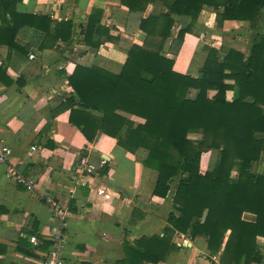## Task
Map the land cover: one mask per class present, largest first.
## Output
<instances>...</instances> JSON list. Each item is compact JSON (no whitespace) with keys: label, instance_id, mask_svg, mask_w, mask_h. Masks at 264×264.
I'll return each instance as SVG.
<instances>
[{"label":"trees","instance_id":"1","mask_svg":"<svg viewBox=\"0 0 264 264\" xmlns=\"http://www.w3.org/2000/svg\"><path fill=\"white\" fill-rule=\"evenodd\" d=\"M21 1L0 0V36L10 32L13 42L23 26H32L45 34L42 50L71 39V21L20 15L16 6ZM141 1L122 3L132 12H145L155 2L144 0L140 6ZM162 3L165 12L141 19L144 44L130 48L119 74L76 65L68 79L74 93L59 110L70 111V123L89 142L101 133L128 153L145 150L144 166L158 173L153 195L166 199L172 194L178 216H169L163 235L125 241V258L117 264L165 262L180 249L173 243L176 234L204 237L210 258L220 256V264H262L258 238H264V173L254 166L264 156V0ZM205 8L215 12L220 26L226 21L249 23L255 39L247 59L237 49L211 47L196 78L176 71L168 55H178L185 36L195 34ZM102 16L94 9L82 31L89 48L115 40L102 26ZM177 17L188 22L175 36ZM20 20L24 22L18 25ZM192 131L202 132L199 142L190 139ZM211 151L217 158L203 172L202 156ZM245 214L255 220H246Z\"/></svg>","mask_w":264,"mask_h":264},{"label":"crops","instance_id":"2","mask_svg":"<svg viewBox=\"0 0 264 264\" xmlns=\"http://www.w3.org/2000/svg\"><path fill=\"white\" fill-rule=\"evenodd\" d=\"M94 9L103 12L101 24L115 39L98 49L86 46L82 32ZM16 11L55 23L71 21L73 27L68 42L46 50L40 48L45 34L32 26H23L13 42L10 32L0 36V141L13 151L8 163H0V264H44L55 228L64 234L66 264H117L125 258V241L163 235L169 216H178L172 194L166 199L153 195L158 173L144 166L145 150L128 153L101 133L89 142L70 123V111L59 110L74 93L68 79L76 65L119 74L130 48L144 44L141 19L166 10L162 0L150 2L145 12L130 11L122 0H23ZM187 22L177 17L175 36ZM254 39L249 23L226 21L220 26L215 12L205 8L195 34L185 36L178 55L168 56L176 71L197 78L211 47L234 48L247 59ZM233 97V91L227 93L228 100ZM201 137V131L190 132L193 142ZM217 154H203V172L211 170ZM81 158L96 170L87 174ZM102 160L107 161L103 168ZM11 167L33 188L12 178ZM174 180L172 189L179 181ZM244 218L255 220L251 214ZM173 243L180 249L160 264H220V256L210 258L204 237L176 234ZM258 243L264 253V238Z\"/></svg>","mask_w":264,"mask_h":264},{"label":"built area","instance_id":"3","mask_svg":"<svg viewBox=\"0 0 264 264\" xmlns=\"http://www.w3.org/2000/svg\"><path fill=\"white\" fill-rule=\"evenodd\" d=\"M33 58L34 56H31V59ZM35 150L36 148L32 147V151ZM12 153H13L12 149L9 146H7L5 143H2L0 141V163L2 164L8 163L10 161V156L12 155ZM80 164L87 174L93 173L96 170L95 167L88 164L86 158H81ZM106 164L107 161L102 160L101 168L105 167ZM9 175L12 176V178H15L18 183L24 184L28 189L33 188L32 183L25 181L24 178L19 174V172L14 167H11L9 169ZM103 193L104 191L102 189L98 191L99 195H102ZM51 239L52 242L54 243V246L49 252L48 256H46L44 260V264H66L62 256L63 248H64L63 231L60 228L53 229ZM31 242L35 245L39 244V242L34 237L31 238Z\"/></svg>","mask_w":264,"mask_h":264},{"label":"rangeland","instance_id":"4","mask_svg":"<svg viewBox=\"0 0 264 264\" xmlns=\"http://www.w3.org/2000/svg\"><path fill=\"white\" fill-rule=\"evenodd\" d=\"M206 158L204 157V159H203V157H202V163H203V167H202V170L203 169H205V162H206V160H205ZM256 167V168H255ZM254 168L256 169V170H260V173H264V156L261 158V160L259 161V162H257L256 164H255V166H254ZM233 175H237V171L236 170H234V172H233ZM176 181L177 180H174L173 182H175L176 183Z\"/></svg>","mask_w":264,"mask_h":264}]
</instances>
